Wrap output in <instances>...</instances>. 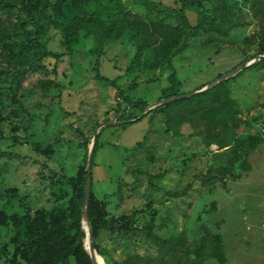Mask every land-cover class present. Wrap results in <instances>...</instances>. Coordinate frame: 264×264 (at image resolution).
Instances as JSON below:
<instances>
[{"label": "rangeland", "instance_id": "1", "mask_svg": "<svg viewBox=\"0 0 264 264\" xmlns=\"http://www.w3.org/2000/svg\"><path fill=\"white\" fill-rule=\"evenodd\" d=\"M141 1L125 0L133 11L144 15L148 9ZM229 1L232 23L224 24L226 30L205 29L190 38L187 48L174 56L171 68L145 71L138 77V73L126 74L136 47L126 38L110 42L100 59V70L109 79L117 78V87L94 77V59L89 54L92 36L82 38L69 53L62 33L54 27L43 40L60 54L58 62L46 57L42 67L22 81L0 64V264H9L14 257L15 216L28 209L34 215L68 204L72 189L61 177L75 176L81 166H87L86 148L89 153L101 123L122 120L116 109L117 88L127 99L121 106L128 109L126 113L142 114L170 86L172 71L181 82L177 90L187 94L220 73L256 60L251 57L264 40V15L256 10L255 0ZM161 2L179 6L176 0ZM214 3L201 0L199 11L187 10L189 21L195 24L198 12H211ZM226 80L241 109L240 117L250 122L240 136L264 135V60ZM133 101L148 105L143 110L131 105ZM129 120L108 123L96 138L90 192L97 199L94 215L102 212L110 222L97 237L99 246L119 261L133 254L159 256V244L146 235L147 230L143 232L145 227L162 239L184 236L192 247L209 227L222 233L227 258L204 264H264V142L249 156L252 170L238 169L240 179L203 186L199 175L210 166L224 164L228 150L206 146L203 138L191 135L190 123L174 135L162 112L133 123ZM146 133L147 148L132 156L131 147ZM89 202L90 196L91 225ZM82 223L86 248L87 219L82 218ZM102 259L100 264H105ZM71 264H76L73 258Z\"/></svg>", "mask_w": 264, "mask_h": 264}, {"label": "trees", "instance_id": "2", "mask_svg": "<svg viewBox=\"0 0 264 264\" xmlns=\"http://www.w3.org/2000/svg\"><path fill=\"white\" fill-rule=\"evenodd\" d=\"M176 1L179 6L172 7L161 0H142L141 4L148 9L143 15L133 11L125 0H0V64H4L15 78L22 81L28 73L42 67L46 57L52 56L58 62L60 54L49 49L43 40L48 29L54 27L62 33L65 49L69 53L80 45L82 38L93 37L94 44L89 54L94 59V77L106 85L117 87V78L109 79L101 73L100 59L106 46L121 38L132 41L136 47L134 57L126 66V74L138 73V77L145 71L171 68L174 56L187 48L190 38L205 29L224 32V24L232 23L233 13L229 0H215L212 11L198 12L197 22L192 24L186 12L189 9L199 11L201 0ZM255 6L264 15V0H255ZM261 54L264 55V40L251 58ZM251 58H246L242 64ZM263 60L264 56L257 61ZM222 75L220 73L214 80ZM169 78L171 84L163 89L158 101L186 94L177 90L181 82L175 71L169 74ZM117 93L118 118L134 119L131 121L133 123L155 112H162L167 129L174 135H180L182 125L190 123L193 128L191 135L203 138L206 146L214 144L219 149L228 150L224 164L210 166L199 175L203 186L240 179L242 173L238 169L243 172L252 170L249 156L264 142V135L240 136L243 128L250 126V122L240 117L241 109L231 95L226 79L205 91L158 105L142 117L141 114H127L128 109L121 107L127 101L119 95L123 94V90L117 88ZM131 105L144 110L148 103L133 101ZM147 142L146 133L142 140L131 147V155L147 148ZM97 148L96 142L94 155ZM86 149L88 155V147ZM87 173V166L83 165L75 176L61 177L62 182L72 189L68 204L56 205L50 212L36 211L34 215L28 209L24 215L15 216V252L9 264H71L72 258L76 264H94L85 248L86 231L82 223ZM96 200L91 191L89 217L93 244L105 264H204L210 259L226 261V241L222 233L212 231L209 227L204 228L202 237L193 247L184 236L162 239L145 227L143 232L147 230L146 235L159 244L162 254H133L119 261L108 255L97 242L99 233L109 227L110 222L102 212L94 215ZM211 209H216L215 202H212ZM112 228L115 226L112 225Z\"/></svg>", "mask_w": 264, "mask_h": 264}, {"label": "water", "instance_id": "3", "mask_svg": "<svg viewBox=\"0 0 264 264\" xmlns=\"http://www.w3.org/2000/svg\"><path fill=\"white\" fill-rule=\"evenodd\" d=\"M262 56H264V55L263 54L259 55L258 57H256V60L257 59H260ZM255 61H250V62L246 63L245 65H242V66H239V67L233 69L231 72H228V73L223 74L220 78H218V79H216V80L208 83L207 85L203 86L200 89L194 90V91L189 92V93L184 94V95L173 96V97L168 98V99H162L160 101L154 102V103L150 104L147 107V109L145 110V112L142 113L140 115V117H142L148 111H150L152 108H154V107H156L158 105L166 104V103H168L170 101L177 100V99H180V98H183V97H189V96H191L193 94H197L199 92L205 91L208 88L212 87L214 84H217L218 82H221L222 80L227 79L231 75L238 73L244 67L250 66ZM133 120L134 119H132L131 121H133ZM129 121L130 120H121V121L120 120H113V121H110V122L101 123L99 125V127L96 129L95 134H94V137H93L92 142H91L90 147H89L88 164H87L88 173H87L86 187H85V196H84V205H83V218L87 219V246H86V249H87L88 253L90 254V256H91L92 261H93L94 264H100V260L98 258V255L99 254H98V252L95 249V246L93 244V231H92L91 225H90V223L88 221V201H89V196H90L91 171H92L91 170V166H92L93 157H94V148H95L96 138H97V135H98V133L100 131L99 129L101 127L107 125L108 123L125 124L126 122H129ZM100 259H102L101 256H100Z\"/></svg>", "mask_w": 264, "mask_h": 264}, {"label": "bare ground", "instance_id": "4", "mask_svg": "<svg viewBox=\"0 0 264 264\" xmlns=\"http://www.w3.org/2000/svg\"><path fill=\"white\" fill-rule=\"evenodd\" d=\"M100 260V259H99Z\"/></svg>", "mask_w": 264, "mask_h": 264}]
</instances>
